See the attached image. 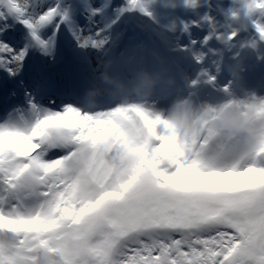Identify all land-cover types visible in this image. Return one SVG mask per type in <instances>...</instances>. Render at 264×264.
I'll return each instance as SVG.
<instances>
[{"label": "snow or ice", "instance_id": "1", "mask_svg": "<svg viewBox=\"0 0 264 264\" xmlns=\"http://www.w3.org/2000/svg\"><path fill=\"white\" fill-rule=\"evenodd\" d=\"M109 3L0 0V36L9 21L25 29L23 46L0 39V72L18 78L31 54L54 61L62 32L104 51ZM246 8L264 13V0ZM136 10L150 15L127 0L116 18ZM221 137L205 119L183 133L154 106L83 110L25 88L0 116V264H264V153L219 163Z\"/></svg>", "mask_w": 264, "mask_h": 264}, {"label": "bare ground", "instance_id": "2", "mask_svg": "<svg viewBox=\"0 0 264 264\" xmlns=\"http://www.w3.org/2000/svg\"><path fill=\"white\" fill-rule=\"evenodd\" d=\"M51 3L52 0H46ZM77 3L78 0H69ZM93 7L100 8L106 0H90ZM150 15L136 10L126 12L117 19L120 8L126 6L127 0H110L105 23L110 24L112 42L104 51L77 49L66 33L59 37L58 51L54 61L39 54H31L25 62L24 70L18 78H10L0 72V116L13 106L22 105L24 89L43 87L48 96L56 98L65 90L74 91L82 99L85 91L98 82L102 71L110 70L125 79L140 70L152 72L166 70L167 75L175 81L178 89H157L166 96V106L160 108V102L151 98L148 107L168 115L171 106L178 100L192 97V101L215 105L227 99V93L247 101L258 93L253 84L243 79L234 78L226 65L233 62L244 40L252 41L257 52H264V41L260 40L255 25H264V13L248 14L246 5L249 0H141ZM97 21L100 17L95 18ZM115 20V23L112 21ZM81 26L89 23L84 12L76 15ZM233 33L235 38L229 39ZM25 29L22 25L9 21V26L0 39L15 47L23 46ZM251 60L261 61L256 55H249ZM247 66V65H246ZM214 77V83H204L206 77ZM187 81H198L193 88H188ZM235 86V87H233ZM206 87L205 96H201ZM228 91L225 92L224 89ZM221 91L225 98L210 101L212 92ZM75 94L66 95V100L75 99ZM201 96V97H200ZM198 97V98H196ZM109 96L101 97V106ZM46 102V99H45ZM115 104L116 102L113 101ZM166 111V112H165ZM226 137V135H225ZM221 137L218 143L226 146L225 159L219 163H228L236 159L247 148L243 137L226 140ZM216 145L212 151L215 152Z\"/></svg>", "mask_w": 264, "mask_h": 264}, {"label": "clouds", "instance_id": "3", "mask_svg": "<svg viewBox=\"0 0 264 264\" xmlns=\"http://www.w3.org/2000/svg\"><path fill=\"white\" fill-rule=\"evenodd\" d=\"M253 54L258 60H264V53H258L257 46L252 41H242L239 51L233 57V62L226 65L228 72L236 79H243L246 59ZM202 76L206 77L204 83H209L208 74L202 73ZM174 83L175 81L167 75L166 70L152 72L140 69L130 79L105 70L100 73L98 82L85 91L81 99L82 109L91 110L99 107L101 97L104 96L111 97L120 107L148 105L158 88L170 87ZM186 83L188 88H193L196 84L187 80ZM242 104L262 109L264 97L253 95L250 100L242 101L229 92L227 99L215 105L200 106H197L190 98H185L176 101L165 118L173 122L179 131L188 134H194L198 122L205 119L214 135L243 137L248 150L258 154L264 153V111L258 110L253 113L252 108H248L245 112L241 108ZM157 112L164 115L162 111Z\"/></svg>", "mask_w": 264, "mask_h": 264}, {"label": "rangeland", "instance_id": "4", "mask_svg": "<svg viewBox=\"0 0 264 264\" xmlns=\"http://www.w3.org/2000/svg\"><path fill=\"white\" fill-rule=\"evenodd\" d=\"M77 97H78V95H77ZM158 102V101H157Z\"/></svg>", "mask_w": 264, "mask_h": 264}]
</instances>
